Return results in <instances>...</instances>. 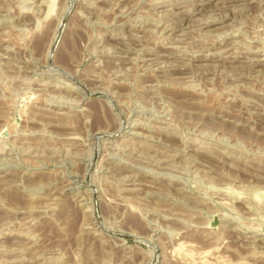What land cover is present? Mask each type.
<instances>
[{
  "label": "rangeland",
  "instance_id": "obj_1",
  "mask_svg": "<svg viewBox=\"0 0 264 264\" xmlns=\"http://www.w3.org/2000/svg\"><path fill=\"white\" fill-rule=\"evenodd\" d=\"M207 263L264 264V0H0V264Z\"/></svg>",
  "mask_w": 264,
  "mask_h": 264
},
{
  "label": "bare ground",
  "instance_id": "obj_2",
  "mask_svg": "<svg viewBox=\"0 0 264 264\" xmlns=\"http://www.w3.org/2000/svg\"><path fill=\"white\" fill-rule=\"evenodd\" d=\"M71 5V4H70ZM182 253V252H181ZM191 256V255H190ZM226 261V260H225ZM202 263H203V261H202ZM206 263V262H205ZM208 264V263H207Z\"/></svg>",
  "mask_w": 264,
  "mask_h": 264
}]
</instances>
